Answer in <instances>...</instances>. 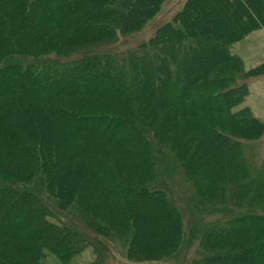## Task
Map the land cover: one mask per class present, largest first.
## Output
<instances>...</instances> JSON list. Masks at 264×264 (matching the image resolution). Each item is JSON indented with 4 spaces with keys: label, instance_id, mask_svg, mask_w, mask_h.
I'll return each mask as SVG.
<instances>
[{
    "label": "trees",
    "instance_id": "obj_1",
    "mask_svg": "<svg viewBox=\"0 0 264 264\" xmlns=\"http://www.w3.org/2000/svg\"><path fill=\"white\" fill-rule=\"evenodd\" d=\"M165 1L0 0V264H104L105 237L185 263L215 214L189 264H264V151L244 141L261 124L233 112L249 89L229 48L264 29V0H186L147 44L101 52Z\"/></svg>",
    "mask_w": 264,
    "mask_h": 264
},
{
    "label": "rangeland",
    "instance_id": "obj_2",
    "mask_svg": "<svg viewBox=\"0 0 264 264\" xmlns=\"http://www.w3.org/2000/svg\"><path fill=\"white\" fill-rule=\"evenodd\" d=\"M186 0H166L160 8V11L149 21V23L136 35H133L126 39H119V42L112 46H106L102 47L101 52L104 53H113L117 56V58H121V55L123 52L128 48H134L143 44H147L150 39L156 34L158 31V28H160L164 23L170 21L172 17L175 15L177 10H179ZM44 17V16H43ZM41 19V22H44L48 19L43 18ZM54 15L51 16V19L48 21L51 25L53 24ZM179 24V22H176ZM174 23V24H176ZM255 26H253L251 29L248 30L244 34V36L236 41H232V44L229 46L230 51L233 55L239 57L242 60L243 63V70L244 75H239L237 77V83H246L248 85L249 94L244 99V101L236 108L233 109L234 111H238L244 107H248L249 110L252 113V116L258 120V122L261 124L258 126L260 135L257 134L255 137L253 136H247L244 141L247 146H258L259 151L261 154L264 152V29L263 28H257L254 29ZM100 52V51H98ZM86 54L84 52H78L72 54L69 58L76 60L78 57L85 56ZM48 57H54V55H49ZM116 70V68H115ZM114 70V71H115ZM260 70V71H259ZM63 89L72 91L74 90V85L68 84L63 87ZM112 88L107 85H99V86H92L89 87V91L93 92H102L105 95H108L109 97H112L113 95H116ZM36 91H32V94H35ZM191 92L189 93L190 96ZM217 91L212 88L211 86L208 89V95L206 100H209L212 108H214V111L221 110V104L217 100ZM174 95V92H172V96ZM187 98L183 101L184 103L187 102L189 98ZM39 99H42V96ZM177 97H174L175 100H177ZM176 102V101H174ZM189 105V103H187ZM215 120H217L218 117H213ZM210 129H219L220 128V122L218 121H210L209 122ZM263 152V153H262ZM260 159V158H259ZM258 160L256 158H253L252 163L257 164ZM178 201V200H177ZM178 206L183 208L181 204L179 203ZM184 209V208H183ZM245 209V208H244ZM248 210V209H245ZM256 211V210H253ZM245 212V211H242ZM231 214L233 216V211H231ZM231 214L229 216H231ZM235 215V214H234ZM218 219H221V215L215 214L208 217H204V221L202 222V225H199L198 227H194L192 229L193 232V238L190 242V251H188V255L186 256V262H183V257L180 259L174 260V257L171 256L169 258H162L159 260H155L156 262H132L128 261L126 259V245L122 246L120 245L121 242L112 241L109 242V239L100 238L108 243L107 246V257L104 260V264H189V261H191L192 258L196 257L195 251L197 248V243L195 241L196 237L199 236V230L204 227L205 225L212 223L214 221H218ZM187 221V219H186ZM128 233V232H127ZM126 234V233H125ZM126 237L128 234L125 235ZM264 238V237H263ZM197 252V251H196ZM262 257L259 255V258ZM94 255L92 254L91 249L84 250L81 254L74 257L69 264H89L94 260ZM57 258L53 257H46L44 258V262L50 263V264H59L56 260ZM261 259V258H260ZM259 261L261 262L262 259Z\"/></svg>",
    "mask_w": 264,
    "mask_h": 264
}]
</instances>
